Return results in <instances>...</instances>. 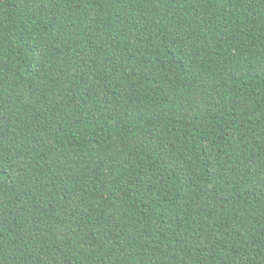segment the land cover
<instances>
[{"label":"trees","instance_id":"obj_1","mask_svg":"<svg viewBox=\"0 0 264 264\" xmlns=\"http://www.w3.org/2000/svg\"><path fill=\"white\" fill-rule=\"evenodd\" d=\"M0 264H264V0H0Z\"/></svg>","mask_w":264,"mask_h":264}]
</instances>
